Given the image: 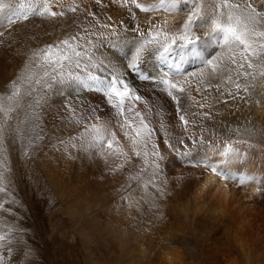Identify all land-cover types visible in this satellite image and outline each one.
Here are the masks:
<instances>
[{"label": "rangeland", "instance_id": "obj_1", "mask_svg": "<svg viewBox=\"0 0 264 264\" xmlns=\"http://www.w3.org/2000/svg\"><path fill=\"white\" fill-rule=\"evenodd\" d=\"M138 14L135 20L131 18L132 21L124 25L132 27L140 24L143 29H147L149 20H156L160 24L163 22L162 18H169V25L172 20L178 26L185 18L183 13L162 14V11L161 17L158 13H152L151 16H143L140 12ZM145 16H148L147 19ZM116 24L118 25L115 22L113 26L116 27ZM77 25L81 28L87 26L83 22H77L72 32ZM117 28L121 35L125 33L124 27ZM105 34L107 35L106 30ZM111 37L108 36L110 39ZM137 39L140 37L137 36ZM202 40H205L203 46L210 48L204 53L206 59H215L220 55L221 49L214 42H209L207 38ZM32 51L29 52L30 55L23 52L21 56H14L12 53L7 57L0 56V97L9 94L12 88L10 82L21 75ZM23 55H27V58ZM18 59H21L20 63ZM186 64H183L182 74L198 72L201 68L206 73L209 71L201 62L198 65L197 62H192V66ZM161 68L169 70L152 58L151 68L147 71L156 76ZM223 68L222 64L221 69ZM232 75L235 78V73ZM225 79L226 72L222 71L221 77L216 80L206 78L203 86L207 87L209 82L213 85L220 83L222 88L234 90L224 82ZM253 83L257 87L252 90V96L247 102L232 101L230 97L220 96L214 89L210 90L206 103L212 106L214 118L201 120L190 116V119L197 120V124H190V131L184 133L194 140L185 136L187 139L181 137L185 142L183 145L177 143L178 139L175 142L180 154L174 152V156L182 163L179 164L181 168L185 166L194 170L197 165L203 167L205 164L204 161L187 159V149L192 152L193 148L198 150L203 145L209 147L213 141L219 144L222 141L244 140L247 143L237 146L262 153L258 159V164L262 167L259 175L264 174V107L261 106L264 101L261 104L255 103L264 88L259 86V79ZM195 86L194 82L191 94L197 100L205 102L201 100L204 93L197 94ZM137 89L139 94L143 87ZM53 90L42 100L41 107L36 109L40 119L34 131L33 126L28 123L32 109L27 108V103L31 101L25 98L19 112L14 113L16 119L12 123L13 127L19 123L22 131L27 129L28 135L17 136L10 146H0V158L7 157L10 169L6 173L7 179L0 184L7 187V192H0V204L4 205V208H0V235L7 234L11 241V244L5 242L6 247H0V257H3L0 264H166V257L174 261L173 264H248V260L249 264H264L261 251V255L257 254L252 261L250 258L246 259L240 251L237 239L241 226L234 223L228 213L227 219L219 220L207 209H195L193 203L189 204L191 180L188 181V175L178 173L182 172L181 168L172 169L164 165L163 161L160 162L162 171L152 179L157 187L165 189L161 193L148 184L152 173L150 168L140 173L141 167H147L143 165L142 158H133V162L123 170L115 171L116 164L123 160L114 162L109 158L106 162L99 148L66 149L60 141L78 137L81 129L72 123L73 117L66 112L65 105L71 103L78 109L89 105L78 97L67 99V89L57 90L55 87ZM181 99H184L183 96ZM224 99L229 102L222 103ZM195 111L199 109H189V113ZM147 121L152 127L155 125V120L147 118ZM37 134L40 139H36ZM201 136L204 143L200 142ZM160 149L169 160L170 155L166 156L162 152V146ZM196 171L197 169L194 173ZM194 173L191 175H195ZM133 176H138V180L131 179ZM185 180L189 183L186 184ZM230 181L235 183L240 203H246L248 198L252 200L256 196L264 197V188L250 193L249 183L241 185L238 179ZM145 184L148 186L145 187ZM255 206L264 211L263 204L257 203ZM165 222L168 223L165 225L168 229L163 232L160 229H163L161 226ZM117 237L118 241L122 239L125 242V252L119 250V244L115 241ZM255 244L257 248H264V238L256 240ZM9 247L12 249L11 254H8ZM18 253L19 258L16 259Z\"/></svg>", "mask_w": 264, "mask_h": 264}, {"label": "snow or ice", "instance_id": "obj_2", "mask_svg": "<svg viewBox=\"0 0 264 264\" xmlns=\"http://www.w3.org/2000/svg\"><path fill=\"white\" fill-rule=\"evenodd\" d=\"M95 3L100 5L101 0H95ZM120 6L127 7L133 20L136 19L133 8L144 14L161 11L165 14L183 13L185 18L177 26V31L168 27L167 19L160 24H157L156 20H149L147 29H143L140 24L127 27L121 22L120 26L124 27L125 32H132L140 37L136 40L134 36V46L123 54V60H127V63L123 64L124 71L116 70L115 65L105 64L104 59L97 58L96 51L102 46L98 41L106 40L108 36L118 39L120 33L112 23L101 21L92 12L87 13V16L91 17L87 26L81 28L77 25L74 32L33 50L21 75L10 82L12 88L9 94L0 97V146H10L17 136L28 135L27 129L22 131L19 123L15 127L12 123L16 119L14 113L19 112L25 98L31 101L27 103V108L32 109L28 123L33 126L34 131L40 119L36 109L41 107L42 100L55 87L67 86L77 91V94L79 91L101 94L106 103L115 109L116 116L122 118L118 126L123 131L124 142L118 139L114 125L99 122L101 117L97 114L98 109L92 107L85 110L83 106L78 109L69 103L65 105V110L73 117L72 123L79 126L81 131L78 137H69L67 141L61 140L60 143L66 149L99 148L106 162L109 158L114 162L122 159V163L116 164L115 171L123 170L127 164L132 163L133 158H142L143 165L147 167H141L140 173L150 168L152 173L148 184L155 187L157 192L163 193L165 189L157 187L152 178L162 171L160 162L165 157L154 139L156 129L147 121L145 113L139 110L137 105L142 103L148 112L152 109L126 77L135 76L140 81H151L162 93H166L167 97L175 102L176 114L184 132L190 131V124H197V120L190 119V116L199 117L201 120L214 118L212 106L206 103L210 90L214 89L220 96L230 97L232 101L247 102L252 96V90L257 87L253 82L259 79V86L264 88V0H156L154 3L120 0ZM79 10L80 5L74 2L65 8L64 0H18V3L16 0H0V13H6L8 25L29 21L30 18L56 21L64 18L67 13L76 14ZM108 21H112L111 16ZM3 37L4 33L0 32V40ZM204 38L214 42L221 49L220 55L215 59H206L197 47L199 41ZM109 43L114 49L118 47L111 41ZM116 56L119 57V53H116ZM148 58L156 59L169 70L161 68L159 75L153 76L143 68ZM195 61H200L209 71L206 73L205 69L201 68L198 72L182 74V65ZM222 71L226 72L224 82L234 90L222 88L220 83L213 85L209 82L207 87L203 86L206 78L216 80L221 77ZM232 73H235V78ZM194 82L195 92H203L201 100L205 102L197 100L191 94L190 89L193 88ZM241 93L245 95H240ZM261 101H264V92L259 94L255 103L261 104ZM228 102L227 99L222 101L225 104ZM261 106L264 107V104ZM193 107L199 111L189 113V109ZM160 128H164L163 123ZM40 138L37 134L36 139ZM189 139L194 140L193 137ZM200 142L204 143L202 136ZM177 143L183 145L185 142L181 138ZM242 143L247 141H225L223 150L217 153L220 157L219 165L206 163L204 167L220 180H235L236 176L229 169L239 163L240 149L235 145ZM163 145L180 154L169 139L165 138ZM4 150L7 151V148ZM9 170L7 157L0 158V184L7 179L6 173ZM138 178L131 177L133 180ZM248 180L247 176L239 177L241 185ZM161 183L163 184V181ZM148 184H145V187ZM0 192H7V187L0 186ZM0 208H4V205L0 204ZM6 241L11 244L7 234L0 235V247H6ZM11 252L9 247L8 254ZM18 258L19 253L16 259ZM0 260H3V257H0Z\"/></svg>", "mask_w": 264, "mask_h": 264}, {"label": "bare ground", "instance_id": "obj_3", "mask_svg": "<svg viewBox=\"0 0 264 264\" xmlns=\"http://www.w3.org/2000/svg\"><path fill=\"white\" fill-rule=\"evenodd\" d=\"M16 2L18 3V0H16ZM73 2L80 5L79 12L76 14L67 13V15L64 18L58 19L56 21H42L39 18H30L29 21H19L15 24L8 25L7 20L5 19L6 13H0V25H3L0 26V32L4 33V37L2 38V40H0V56L7 57L11 53L15 56L16 54L20 55L23 52L30 55L29 52L32 51L31 49L33 48L37 49V47L39 46L44 47L45 43L48 44L53 41H58L59 39L63 38L67 33L72 32L77 22H83L84 25H87L88 22L91 20V17L87 16L88 12L94 13L101 21L105 23L108 22L114 24L116 22L118 23V25L116 24L117 26H120L121 22H123L124 25L129 21H132L130 20L131 16L128 12L127 7L120 6V0H116V2H114V0H101L100 5H97L95 3V0H64L65 8H67V6L69 4H72ZM140 2L154 3L156 2V0H140ZM133 11L136 12L137 10L133 8ZM138 13L139 11L136 12V14ZM156 13H158L161 17V12H155V14ZM141 14H143L144 16V13ZM109 16L112 17V21H108ZM156 16L158 17V15ZM142 20H144V18ZM146 27H148V25ZM168 27L172 31H177V24H175V22H173L172 20ZM120 29L121 27H119V30ZM134 36L136 40H138L135 33L125 32L123 35L120 34L118 39L116 37L114 38L111 37V39L108 38L109 40L99 41L98 43H101L102 46L96 51L97 58L104 59L105 64L110 63L112 65H115L116 70L124 71L123 64H126L127 60H123V54L124 52H127L130 48L134 46L133 44ZM109 41L117 44L118 47L115 49L112 48L110 46ZM204 42L205 40H201V42L198 45V48L203 52V54L204 53L206 54L210 48L203 46ZM116 53H119V57L116 56ZM24 57L27 58V55ZM20 60L18 59L19 63ZM151 62H152V58H148L147 62L143 65V68H145L146 70L150 69ZM195 62H197V65L198 63H200V61H195ZM186 65L192 66V62H188ZM183 66L184 65H182V68ZM101 74H106V73H101ZM126 78L135 88H139L140 90L141 87H143V90L139 92V95H141L142 98L148 102L149 108H151L152 111L148 112V110L144 108L142 103L137 105V107L139 108V110L145 113L148 120H155L154 122L155 125H153L154 129H156L154 136L155 142L156 141L159 142L157 144L159 146H162V152L166 154V156L170 155L168 157L169 160H167L166 158L163 160V164L168 165L172 169L179 168L178 170H180L181 167L179 164L182 163L179 161V159L177 160V158L174 156L175 151L170 150L168 148L163 149L164 145L162 144L163 140L167 138L176 146L175 143L176 140L181 139V137L184 138L186 136L180 125L178 115L176 114L175 102L172 101L171 98L167 97L166 93H162L160 91V88L156 87L153 83L144 84L143 81L138 80L135 76L126 77ZM62 89H67L66 96L64 95L67 99L69 100L77 99L78 97L81 101L88 104L89 106H84L85 110H90L92 107L98 109L97 114L100 115L101 117V120L99 122L110 123L111 125H114L115 126L114 130L117 132V134H119L118 139L122 140L123 131L118 126L122 118L116 116L115 109L111 108V106L106 103L105 98L101 94L84 92V91H79V94H77V91L73 90V88L67 86L64 87L57 86V90H62ZM59 94L60 93H58V95ZM161 123H163L164 125L163 129L160 128ZM122 142L124 141L122 140ZM213 142L214 143L210 142L211 146L209 147L203 145L200 148H198V150H195L196 148L195 149L193 148L192 152H190L191 149H187L188 154L187 156L185 155L186 158L193 159L195 161L196 160L204 161L205 164L207 163V164L219 165L220 157L217 156V153L223 150L225 141L219 142V144H217L218 142L215 141ZM240 145L238 146L237 144L235 145L237 148L240 149L239 163L236 164L234 167H231L229 171L233 175H235L236 179L238 180L239 177L242 175L249 177V180L246 182L249 183V187L251 188L250 193L258 190L259 188L263 189L264 174L262 176L259 175L260 171L262 170V167L259 165L260 163L258 161L262 153L250 151L251 149L245 150L244 148H241L242 146L239 147ZM99 151L102 154V150L99 149ZM129 154H131L130 151ZM93 159L94 161H96L95 158ZM193 164H195L194 161ZM195 169H197L198 173L197 171L194 173ZM195 169L193 170V168H186L184 166L183 168H181L183 173L178 172L179 174H182L184 176L188 175L187 176V179L189 178L188 181L191 180L190 182L191 184L189 187L190 188L189 204L191 205V203H193V207H195V209H202V208L207 209L206 211H209L215 219L219 218V220H222L223 218L227 219V213H228V215L234 219L233 220L234 223L241 226L239 227L237 244L240 251L246 256V259L250 258L252 261L253 257L255 256L257 257V254L261 255L259 254V251H261L262 255L264 256V248L263 247L257 248L256 244L258 243L255 244L256 240L258 241L261 238H264V211L263 209L260 210L259 207H257L258 205L255 206L257 203L264 205V197H262L263 195L256 197L254 196L255 198H253L252 200H249L248 198L247 200L249 201V203L248 201L246 203L245 202L240 203V199H239L240 196L238 197V194L235 191L234 182L232 181L226 182L224 180L218 179L217 177L213 176L210 170L206 169L204 166L200 167L197 165ZM192 172L195 175L192 174L193 175L192 176L191 175ZM188 181H186L185 183L187 184ZM242 199H245V197ZM248 204L252 206L249 207ZM259 216L262 217L260 218ZM165 223H163L164 226H161L163 227V229L159 228L160 230H163V232L168 229V227L165 226L168 223L166 224ZM117 239L118 237L115 238V241L119 244V250H121V252L122 251L125 252V250L127 249L126 245L124 244L125 242L122 239L120 241H118L119 239L118 240ZM254 244L256 246H254ZM164 261L166 262V264L174 263V261H171V259L167 257L166 260L164 259ZM249 261L250 260H248V264Z\"/></svg>", "mask_w": 264, "mask_h": 264}]
</instances>
